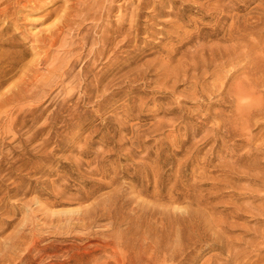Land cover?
Masks as SVG:
<instances>
[{
	"label": "rangeland",
	"instance_id": "1",
	"mask_svg": "<svg viewBox=\"0 0 264 264\" xmlns=\"http://www.w3.org/2000/svg\"><path fill=\"white\" fill-rule=\"evenodd\" d=\"M263 25V0H0V65L15 63L0 95L45 58L23 141L0 144V264H120L110 196L121 229L150 221L171 244L180 229L184 259L166 264H264ZM114 166V185L92 170ZM72 209L96 224L56 229Z\"/></svg>",
	"mask_w": 264,
	"mask_h": 264
},
{
	"label": "bare ground",
	"instance_id": "2",
	"mask_svg": "<svg viewBox=\"0 0 264 264\" xmlns=\"http://www.w3.org/2000/svg\"><path fill=\"white\" fill-rule=\"evenodd\" d=\"M233 27H235V26L233 25ZM263 27H264V25H263ZM262 32H264V31H262ZM52 33H54V32L52 31ZM53 38H52V36H49V37L45 36L44 38L41 37V38H38L35 41V43L37 44V47L42 49L44 46H47L48 43H51L53 45ZM262 40H263V38H262ZM253 43H254V41H253ZM258 46L259 45L257 44V51H258V54L261 55L260 51L262 52V50H258ZM250 49H249V51H250ZM254 50H256V49H254ZM247 51H248V49L246 50V52ZM36 54H37V57L35 56V58H36L35 62L36 63L33 62L34 65L32 66L33 63L31 64L32 69H29L31 71V74H28V75L27 74L26 75L23 74L24 77H23L20 85H16L17 88L13 87V89H10L9 91L1 92V95H0V144L2 143V145L5 142L4 140H5L6 136H12L13 139H15V138L16 139H18V138L22 139V135H24V133L22 134L21 132H22L23 128L25 126H27V123H28L27 120L28 119L25 118L26 115H23V113L26 111L25 110L26 107L19 105V103L20 102L22 103L23 100L39 101L41 99L40 92L43 89L42 87L44 85L43 86L40 85L41 84V82H40L41 79L39 81L40 83L38 82V79H39L38 76H40L39 75L40 71L37 68L38 67L37 63L41 62V61H44L45 58L39 56V52H36ZM255 55H254V58H255ZM262 55H264V53H262ZM263 58H264V56H263ZM18 59L19 58H17L16 61ZM239 59H240V57H239ZM257 59H258V57H257ZM241 60H242V58H241ZM19 61H21V60H18V62ZM13 62H15V61L13 60ZM14 64L15 63H13V64L9 63V64H6L7 66H1L0 65V71H1L0 72V89L3 88L4 84L7 82L6 78H8V77H6V76L8 74V71L11 69V68L8 69V67L13 65L12 68H14ZM251 64H252V66H250V68H251L250 70H252L254 68V71H256V72L262 70L261 66L264 67V62L259 64L255 60H253V61H251ZM246 66H247V64H246ZM49 69H47V70H49ZM53 71H54L53 69H50L49 73L52 74ZM66 72H67V70H66ZM66 72H63L61 75L64 76L65 74H67ZM259 73L260 72H258L256 74L258 75ZM231 76H233V74ZM250 77H251V75L249 76V78ZM47 81H48V79L45 82H44V79H43L44 84ZM259 81H260V79H257V80H255L253 82H251V80H250V83H245V84L244 83H237L235 85V87L232 85V88L234 87L233 88L234 89V95H235V98L237 99V101L239 102V100L241 101L245 97H248V96L251 97V98L255 97L256 93H257L256 87H258ZM24 85H25V87H23ZM262 87H263V85H262ZM232 90H231V92H232ZM244 100H248V99H244ZM15 102L18 103L17 104L18 106L15 105L14 107H12V109H10L12 104H14ZM258 102L260 103L259 105H261V101H258ZM35 109H36V106L29 107L27 109L28 110L27 114L32 116L34 111H35ZM250 112H251V110H249V113ZM37 120H38L37 117H33L32 118V124L31 125L28 124L29 126L26 127L27 128V133H31L30 136L33 139H34V136L36 135V133L39 130L43 131V130L46 129L45 127H35V123L37 122ZM45 125H47V123ZM45 140L46 139H44V141ZM22 141H23V139H22ZM92 170H93L94 173H98V174L101 173L102 175L109 177L110 178V182L109 183L107 182V185H110V184L114 185V184H116L118 182V180H119L118 175H119V173H121V171L123 169L119 168L118 166H116V167L114 166V167L111 168V170H113V171H111V170L109 172L108 171L107 172L104 171L105 173L103 171L100 172L99 169L97 170L98 172L96 171V169L95 170L92 169ZM124 174H126V173H124ZM116 189H118V188H116ZM114 191H116V190L114 189ZM118 194H120V193H118ZM112 197L113 196L108 197V200L105 199L106 200V205L103 206V208H102V210H103L102 216H107V219H110L109 223L105 225V228H103V229L106 230V233L102 232V234L106 238V240L104 241V245L103 246H105L106 248L110 247L112 249L111 255L114 258V261L116 263H120V264H166V262L168 260H170V261L174 260L175 261L177 258H179V256L180 257L183 256L184 243H183V237L181 236L180 229L176 233V238H175V240H173V244H171L170 241H168L166 239H162L161 235H158V234H160L161 230H160V232L157 231L158 232L157 233L154 228H152V229H154L155 231H152L150 229V227H149L150 226L149 224H151L150 221H149V224H148L149 226L146 225L144 223V220H143V222H140V223L138 222V224H136V225H130L129 224V226H127L126 229H121V226L117 227V225H116L117 224V215L114 214V213L116 211L115 208L118 207L117 206L118 204L116 205V203L114 202ZM105 198H106V196H105ZM113 198H115V197H113ZM116 200H118V199L116 198ZM116 202H118V201H116ZM114 205H116L117 207H115ZM113 206L115 207L114 208V210H115L114 212H113ZM178 209H180V207H178ZM90 213H91V211L87 212L86 214H90ZM55 214L58 215V223L55 226L56 229H66L67 231L68 230L72 231V230L78 229V228L79 229H88L93 224L95 225L96 222H97V218H95L91 223H87L85 221V217H87L86 214H82L79 209L55 211L54 215ZM152 223H154V222H152ZM157 228H159V227L157 226ZM161 228H159V229H161ZM95 229H97V228H95ZM35 235H37V233ZM33 239H34V237H33ZM36 239L32 240V241H34V245H36V241H37ZM181 259L179 258V261H181ZM176 261L178 262V260H176Z\"/></svg>",
	"mask_w": 264,
	"mask_h": 264
}]
</instances>
